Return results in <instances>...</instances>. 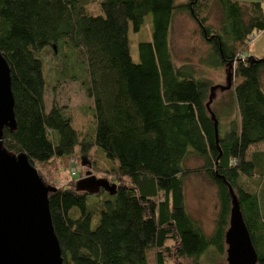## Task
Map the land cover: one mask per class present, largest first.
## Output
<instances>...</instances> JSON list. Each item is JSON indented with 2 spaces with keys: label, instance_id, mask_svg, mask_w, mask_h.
I'll use <instances>...</instances> for the list:
<instances>
[{
  "label": "trees",
  "instance_id": "16d2710c",
  "mask_svg": "<svg viewBox=\"0 0 264 264\" xmlns=\"http://www.w3.org/2000/svg\"><path fill=\"white\" fill-rule=\"evenodd\" d=\"M213 1L221 9L217 28L207 17ZM178 13L191 18L207 45L199 64L226 67L239 78L229 93L239 126L235 118L222 124L211 105L219 85L198 76L194 64L175 63L168 35ZM147 14L151 40L139 42L134 62L127 33L138 31ZM263 29L264 2L258 1L0 0V52L9 67L16 123L13 130L3 128L2 142L14 154L25 153L43 181L55 187L48 206L62 264H201L209 252L211 263L225 249L229 187L257 264H264V148H257L264 142V57L246 60L252 55L249 36ZM45 47L63 49L71 67L74 56L84 63L85 78L79 70L69 77L93 102L90 130L76 129L66 106L54 100L46 109L39 54ZM93 148L116 160L105 170L114 194L76 191L74 178L57 185L59 168L71 158H88ZM189 156L202 164L186 167ZM191 174L202 175L217 192L210 234L186 210L184 181ZM90 195L100 202L94 227Z\"/></svg>",
  "mask_w": 264,
  "mask_h": 264
},
{
  "label": "rangeland",
  "instance_id": "374dc122",
  "mask_svg": "<svg viewBox=\"0 0 264 264\" xmlns=\"http://www.w3.org/2000/svg\"><path fill=\"white\" fill-rule=\"evenodd\" d=\"M176 1L181 2L184 0ZM91 9L93 12L97 11L95 5H92ZM180 17L183 18L189 26L184 27L186 28L184 30V35L179 38L176 36V32L179 28L178 23L175 22L171 28V32L169 31L168 41L170 39V46L174 55L173 59H175L174 61L177 63L176 61H178V58L184 54L191 56V62H193L196 68V74L200 77L203 76L204 78L211 79L213 84L220 86V88L216 89L214 92L212 91V98H210V100H212V107L219 112L221 116V123L224 124V115L221 112L223 108L222 103H227V106L225 107V109H227L226 111L230 114L234 112L235 107L232 108L231 103L229 102V93L230 88L239 82V78L233 77L232 73L226 67L212 69L203 67L199 64V58L206 54L207 45L202 40L199 30L197 32L193 30L191 18L185 13L177 14V19ZM207 17L209 24L215 28L219 27L221 9L217 2H210ZM151 22V14H147L138 31H133L132 29L128 30L129 52L134 62L139 61V42L151 40ZM260 34L261 31L256 32L254 39L258 38ZM64 52L66 55L70 54L68 48H65ZM39 54L44 61V72L46 77L44 100L46 109L50 108L51 103L54 100L57 104L66 106L76 129L79 131L90 130L92 126L95 125L92 116L93 102L85 95L79 81L69 77L70 74H74L76 70H79L78 73L80 74V78H85L86 74L83 71L85 65L81 58L77 56L72 57V60L75 59V61L74 67H71V61H69L68 57L66 58L63 55V49L60 47H56L54 52L51 50V47H45ZM64 63L66 65H64ZM65 66H67L69 72H66L63 76L62 71H65ZM56 76H58V78H56ZM262 78L264 84V73L262 74ZM257 148L263 149L264 142L258 144ZM74 162L78 167V175L81 177L87 172H90L97 177H106L105 170L108 169L110 165H114L116 160L104 157L99 150L93 148L90 151L88 158H77ZM201 164L202 160L194 156H189L184 161V165L188 168H196ZM70 165L71 163L68 161L66 166H61L59 168L57 171L58 175L55 177V182L57 184L71 178L69 174ZM77 177L78 176L74 177V179H77ZM44 178L47 179L46 177ZM184 195L187 212L200 223L206 234H210L214 228V220L219 209V199L215 187L208 183L202 175L191 174L185 178ZM88 205L90 207L94 206L96 210L92 219V227H94L97 223L99 214L98 210L100 202L98 201V197L90 195ZM210 256V252L206 255H202L200 257V263L226 264L225 249L222 255H214L211 263L207 261ZM169 263H171V260H169Z\"/></svg>",
  "mask_w": 264,
  "mask_h": 264
},
{
  "label": "water",
  "instance_id": "95a60500",
  "mask_svg": "<svg viewBox=\"0 0 264 264\" xmlns=\"http://www.w3.org/2000/svg\"><path fill=\"white\" fill-rule=\"evenodd\" d=\"M256 61L253 55L246 59ZM8 64L0 52V264H62L54 233L46 184L25 153L14 154L2 142L3 128L16 126ZM209 106V102L206 104ZM216 123V121H215ZM115 183L90 172L74 182L76 191L96 194L115 192ZM231 193L228 227L225 231L226 264H256L257 252L243 221L236 195Z\"/></svg>",
  "mask_w": 264,
  "mask_h": 264
},
{
  "label": "crops",
  "instance_id": "0c3cea01",
  "mask_svg": "<svg viewBox=\"0 0 264 264\" xmlns=\"http://www.w3.org/2000/svg\"><path fill=\"white\" fill-rule=\"evenodd\" d=\"M241 1H245V2H247V1H258V2H260L262 4L264 2V0H241ZM175 22L178 23V26H179V28H178V30L176 32V36L179 38L180 36L184 35V30L186 29L184 27L189 26V24L186 21H184V19L181 18V17L177 19V14L175 15V17L173 19L171 28L175 24ZM192 27H193V30H195L196 32L199 30L198 26L193 21H192ZM171 28H170V32H171ZM263 35H264V29L261 30L260 36H258V38H256V39H254V41H252L251 44H250V54H252L253 56H255L257 58L264 57V36ZM169 45H170V39H169ZM170 50H171V53H172L171 46H170ZM172 56L174 58L173 53H172ZM176 62H177L176 63L177 65H180V64H182L184 62H190V63L193 64V62H191V56H189L187 54H184L183 56L179 57L178 61H176ZM262 80H263V78H262ZM263 86H264V84H263V81H262V87ZM231 118H235L237 126H239L240 117L238 115V112H237L236 108H235L233 113H231V114L228 113L227 116H224V122L223 123L225 125H227Z\"/></svg>",
  "mask_w": 264,
  "mask_h": 264
},
{
  "label": "built area",
  "instance_id": "2783aa9c",
  "mask_svg": "<svg viewBox=\"0 0 264 264\" xmlns=\"http://www.w3.org/2000/svg\"><path fill=\"white\" fill-rule=\"evenodd\" d=\"M254 37H255L254 34L249 36L248 43H251L253 41ZM238 57L243 59L245 57V55L244 54H238ZM70 163H71V165L69 167L70 177L74 178V177L78 176L77 179L80 178L81 176L78 175V167L76 166V163L74 162V158L70 159ZM66 183H67V180L64 182L58 183L57 185L61 186V185H64Z\"/></svg>",
  "mask_w": 264,
  "mask_h": 264
}]
</instances>
